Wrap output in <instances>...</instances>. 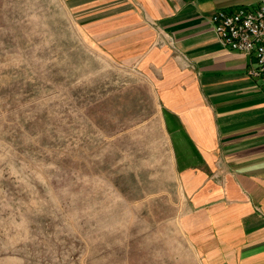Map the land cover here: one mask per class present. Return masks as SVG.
Masks as SVG:
<instances>
[{
  "label": "rangeland",
  "instance_id": "1",
  "mask_svg": "<svg viewBox=\"0 0 264 264\" xmlns=\"http://www.w3.org/2000/svg\"><path fill=\"white\" fill-rule=\"evenodd\" d=\"M67 2L0 0V264H203L152 77Z\"/></svg>",
  "mask_w": 264,
  "mask_h": 264
},
{
  "label": "crops",
  "instance_id": "2",
  "mask_svg": "<svg viewBox=\"0 0 264 264\" xmlns=\"http://www.w3.org/2000/svg\"><path fill=\"white\" fill-rule=\"evenodd\" d=\"M260 0H68L116 58L146 67L203 264H264V81L223 46L214 12ZM105 42V43H106Z\"/></svg>",
  "mask_w": 264,
  "mask_h": 264
},
{
  "label": "built area",
  "instance_id": "3",
  "mask_svg": "<svg viewBox=\"0 0 264 264\" xmlns=\"http://www.w3.org/2000/svg\"><path fill=\"white\" fill-rule=\"evenodd\" d=\"M211 21L219 42L253 57L249 74L264 81V0L256 8L214 12Z\"/></svg>",
  "mask_w": 264,
  "mask_h": 264
}]
</instances>
